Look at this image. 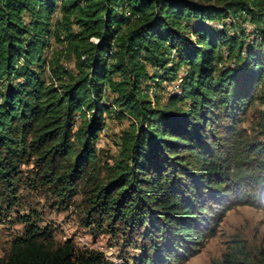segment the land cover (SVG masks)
Returning <instances> with one entry per match:
<instances>
[{"label":"trees","instance_id":"16d2710c","mask_svg":"<svg viewBox=\"0 0 264 264\" xmlns=\"http://www.w3.org/2000/svg\"><path fill=\"white\" fill-rule=\"evenodd\" d=\"M243 14L261 26L264 0H0V213L28 173V185L62 199L82 186L99 214L93 223L112 233L119 223L141 250L115 262L29 229L0 264H183L220 209L264 208V140L241 128L264 106V27L248 45ZM231 16L236 33L213 24ZM52 38L74 55L77 74L45 57ZM181 70L163 104L142 87ZM107 114L136 121L124 159L101 178L96 142ZM259 124L264 139V114ZM246 248L220 264H264V251L254 260Z\"/></svg>","mask_w":264,"mask_h":264},{"label":"rangeland","instance_id":"374dc122","mask_svg":"<svg viewBox=\"0 0 264 264\" xmlns=\"http://www.w3.org/2000/svg\"><path fill=\"white\" fill-rule=\"evenodd\" d=\"M60 18H62V13L59 7L53 23ZM235 21L236 19L231 16L216 20L213 24L222 26L226 23L229 29L236 33L238 31L233 30L234 27L230 28ZM237 21L246 32L247 44H253L258 36L259 27H264V22L261 23V26L256 25L247 14H243V17ZM72 28L74 32L79 31L77 25H73ZM94 40L95 38H93ZM64 48V45L52 38L51 45L46 49L44 55L50 62L59 60L67 71L77 74L76 59ZM229 64L231 62L226 61L223 66ZM147 66L153 75L159 70L150 63ZM184 73V70H181L178 78L164 81L161 85L151 81L143 84L142 87L145 88L146 85H149L148 90L147 88L145 90L149 92L150 99L153 100L158 95L160 103L163 104L169 95L174 91H179L180 78ZM45 79L46 81L52 80L49 67ZM116 79L120 80L121 77L116 75ZM112 98L113 94L108 98L110 103ZM263 114L264 106L259 103L249 111L241 124L242 133L245 136L258 141L264 140L262 134L259 133L261 126L259 122ZM77 120L75 130L84 126L82 119ZM135 121L136 119L130 114L124 119H119L114 114L106 115L104 127L96 142L101 178L110 176L111 171H116L124 159L123 136ZM24 168L27 169L26 166ZM28 174L29 176L24 179L25 183L21 185L16 203L4 205V209L0 213V258L6 255L13 241L24 237L29 229L45 234L48 239L52 240L54 246L70 240L81 250L100 251L107 259L115 262L130 261L131 257L141 252L136 243L126 241L129 236L128 231L124 233V229L118 230L122 227L119 223L115 225L117 226L115 233L108 231L112 228L106 229L107 222H103L104 227L93 223L95 216L99 219V214L93 210L88 199L90 197L88 189L80 186L70 198L62 199L39 185L36 187L28 185L31 182V174ZM250 198L252 197L248 199ZM256 204L232 205L225 213L220 209L219 223L210 225L211 229L206 231L204 240L198 243L192 256L183 264H220L227 253L234 250L240 251L243 244L247 246L246 251L252 259L258 260L261 252L264 251V208L259 205L260 202ZM137 244L139 245V243Z\"/></svg>","mask_w":264,"mask_h":264},{"label":"bare ground","instance_id":"6f19581e","mask_svg":"<svg viewBox=\"0 0 264 264\" xmlns=\"http://www.w3.org/2000/svg\"><path fill=\"white\" fill-rule=\"evenodd\" d=\"M113 53V52H112ZM112 55V54H111Z\"/></svg>","mask_w":264,"mask_h":264}]
</instances>
